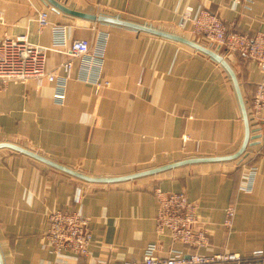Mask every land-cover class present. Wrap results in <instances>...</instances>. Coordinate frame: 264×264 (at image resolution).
<instances>
[{
    "label": "crops",
    "instance_id": "0c3cea01",
    "mask_svg": "<svg viewBox=\"0 0 264 264\" xmlns=\"http://www.w3.org/2000/svg\"><path fill=\"white\" fill-rule=\"evenodd\" d=\"M57 1L87 14L119 16L166 31L175 28L178 35L218 49L237 74L247 108L262 79L255 61L230 56L181 22L187 10L206 9L230 31L254 35L264 31V0ZM41 11L48 12L46 27L39 22ZM20 36L44 51L46 71L64 76L62 65L68 60L73 69L61 104L54 99L57 85L47 79L12 82L0 89V143L21 145L101 177L189 158L231 155L242 146L245 125L230 76L221 64L189 45L66 14L45 0H0V44L5 37ZM63 37L65 44H57ZM81 39L90 41L91 51L72 59L68 50ZM251 129L254 144L241 158L182 166L111 185L87 183L0 149L4 264L140 261L154 243L165 257L172 241L170 233L161 235L156 229L159 188L184 192L197 206L198 227L207 229L211 239L194 252L264 251V152L259 128L251 123ZM252 171L248 191L243 178ZM231 206L235 216L228 227ZM56 210L78 211L90 219L93 238L88 256L52 252L48 217ZM174 248L188 256L183 245Z\"/></svg>",
    "mask_w": 264,
    "mask_h": 264
},
{
    "label": "built area",
    "instance_id": "2783aa9c",
    "mask_svg": "<svg viewBox=\"0 0 264 264\" xmlns=\"http://www.w3.org/2000/svg\"><path fill=\"white\" fill-rule=\"evenodd\" d=\"M48 12L41 11L39 22L42 27L49 24ZM191 25L194 34L204 38L209 44L226 51L230 56L240 54L255 61L262 72L255 94L248 100L250 122L259 128L264 152V31L252 34H241L230 31L217 14L199 9H189L183 16L181 26ZM65 38L57 44H65ZM91 43L86 39L72 42L68 53L70 57L80 58L89 55ZM64 76L45 69L44 51L30 44L24 36L5 37L0 44V89L9 83L26 81L28 79H47L57 85L54 99L63 103L66 99L67 82L70 78L73 63L66 61L62 65ZM255 171L243 178V187L252 189ZM158 211L156 229L159 234L170 233L172 246L167 256L159 255L158 244H151L140 261L107 262L99 264H249L264 257V251H255L247 255L236 252L221 251L212 255L194 252L207 247L211 235L207 229L199 228L197 206L190 202L184 192H165L156 190ZM235 216V208L229 207L226 225L230 227ZM49 229L47 239L52 252L56 256L70 252L79 256H88L92 243L90 219L78 211L56 210L48 217ZM176 244L189 249L188 256L183 251L174 248ZM174 245V246H173Z\"/></svg>",
    "mask_w": 264,
    "mask_h": 264
},
{
    "label": "water",
    "instance_id": "95a60500",
    "mask_svg": "<svg viewBox=\"0 0 264 264\" xmlns=\"http://www.w3.org/2000/svg\"><path fill=\"white\" fill-rule=\"evenodd\" d=\"M45 2L48 5H51L53 8L61 12H64L66 14L74 15V16L84 18V19L94 21V22H103V23H109V24L122 26V27L132 29L138 32L149 33V34H152L158 37L171 39L179 43L189 45L195 48L196 50L204 53L205 55L211 57L212 59H214L216 62H218L219 64L223 66V68L226 70V72L230 76L231 81L233 83V86H234V89L237 95V99L240 105V109L242 112L243 122L245 125L244 141L240 149L236 153L231 154V155L189 158V159H184V160L176 161L173 163H169L167 165H163L160 167H155L152 169L135 172L129 175L114 176V177H101V176H92V175L85 174L77 169H73L71 167L60 164L52 159H49L48 157H45L38 152L32 151L21 145L8 142V141L1 142L0 149L7 148L17 153H21L36 161L44 163L54 169L62 171L76 179H79L87 183L111 185V184H117V183H122L126 181H132V180L140 179L143 177L158 175L165 171L172 170V169L182 167V166H187V165L202 164V163H219V162L221 163V162L236 160L238 158H241L244 154H246L248 147L254 144V143H251V140L254 139L252 135L253 130L251 129L248 108L246 105V100L242 93L241 84L230 62L225 58L223 54L220 53L218 49H213L211 46H206L205 44L200 43V41H197L194 39H188L184 36L175 34L173 32H169L164 29L154 27L153 25L131 21L128 19L121 18L119 16L114 17V16H107V15H96V14L83 13L80 11L70 9L64 6L63 4L59 3L57 0H45ZM263 262L264 260L260 259L258 260L257 264H262ZM0 264H4L1 253H0Z\"/></svg>",
    "mask_w": 264,
    "mask_h": 264
},
{
    "label": "rangeland",
    "instance_id": "374dc122",
    "mask_svg": "<svg viewBox=\"0 0 264 264\" xmlns=\"http://www.w3.org/2000/svg\"><path fill=\"white\" fill-rule=\"evenodd\" d=\"M168 30H170L169 32H173V33H175V34H177V32L175 31L176 29L175 28H169ZM177 30H180L181 31V29H178L177 28ZM183 31V30H182ZM225 56V55H224ZM226 58V57H225ZM228 60V59H227Z\"/></svg>",
    "mask_w": 264,
    "mask_h": 264
}]
</instances>
